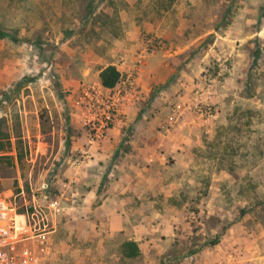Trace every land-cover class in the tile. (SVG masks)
Masks as SVG:
<instances>
[{
	"label": "rangeland",
	"instance_id": "rangeland-1",
	"mask_svg": "<svg viewBox=\"0 0 264 264\" xmlns=\"http://www.w3.org/2000/svg\"><path fill=\"white\" fill-rule=\"evenodd\" d=\"M0 155L43 264H264V0H0Z\"/></svg>",
	"mask_w": 264,
	"mask_h": 264
},
{
	"label": "built area",
	"instance_id": "built-area-1",
	"mask_svg": "<svg viewBox=\"0 0 264 264\" xmlns=\"http://www.w3.org/2000/svg\"><path fill=\"white\" fill-rule=\"evenodd\" d=\"M59 206V201L51 204L53 209L60 210ZM44 232L31 224L29 215L20 212L11 197H0V264H43L34 244Z\"/></svg>",
	"mask_w": 264,
	"mask_h": 264
},
{
	"label": "trees",
	"instance_id": "trees-1",
	"mask_svg": "<svg viewBox=\"0 0 264 264\" xmlns=\"http://www.w3.org/2000/svg\"><path fill=\"white\" fill-rule=\"evenodd\" d=\"M100 79H101V84L105 88H115L116 85L120 82L121 80V73L120 71L117 70L115 66H109L105 68L101 74H100ZM3 158L2 155H0V159ZM219 238H215L209 242H206L203 244L200 249L208 248L211 246H214L218 244ZM140 253L138 244L135 241H126L123 244V255L127 258H134L138 256Z\"/></svg>",
	"mask_w": 264,
	"mask_h": 264
},
{
	"label": "crops",
	"instance_id": "crops-1",
	"mask_svg": "<svg viewBox=\"0 0 264 264\" xmlns=\"http://www.w3.org/2000/svg\"><path fill=\"white\" fill-rule=\"evenodd\" d=\"M121 218H123V216H117V217L115 216L112 218L110 225L113 229L119 227V224H121V220H122Z\"/></svg>",
	"mask_w": 264,
	"mask_h": 264
}]
</instances>
